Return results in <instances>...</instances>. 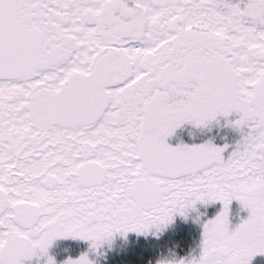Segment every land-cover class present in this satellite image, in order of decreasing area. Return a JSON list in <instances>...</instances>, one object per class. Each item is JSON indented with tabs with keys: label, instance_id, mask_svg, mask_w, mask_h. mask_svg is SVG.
I'll return each instance as SVG.
<instances>
[{
	"label": "snow or ice",
	"instance_id": "snow-or-ice-1",
	"mask_svg": "<svg viewBox=\"0 0 264 264\" xmlns=\"http://www.w3.org/2000/svg\"><path fill=\"white\" fill-rule=\"evenodd\" d=\"M177 218L146 264L264 257V0H0V264Z\"/></svg>",
	"mask_w": 264,
	"mask_h": 264
},
{
	"label": "rangeland",
	"instance_id": "rangeland-1",
	"mask_svg": "<svg viewBox=\"0 0 264 264\" xmlns=\"http://www.w3.org/2000/svg\"><path fill=\"white\" fill-rule=\"evenodd\" d=\"M198 238V228L191 223L181 222L177 218L176 224L170 227L160 240H156L152 236L137 237L135 234L129 235L127 244H124L119 238H117L116 245L117 250L108 254V260L105 264H146L147 259L153 258L155 255L164 248V246L171 247L178 245L177 251L183 254L194 241ZM123 245L124 251H120V246ZM63 247V242H60L59 247L53 249L54 252L60 253L58 256L62 258L64 255L60 249ZM79 251V248L73 244V255ZM253 264H264V257H257Z\"/></svg>",
	"mask_w": 264,
	"mask_h": 264
},
{
	"label": "flooded vegetation",
	"instance_id": "flooded-vegetation-1",
	"mask_svg": "<svg viewBox=\"0 0 264 264\" xmlns=\"http://www.w3.org/2000/svg\"><path fill=\"white\" fill-rule=\"evenodd\" d=\"M186 138V137H185Z\"/></svg>",
	"mask_w": 264,
	"mask_h": 264
}]
</instances>
